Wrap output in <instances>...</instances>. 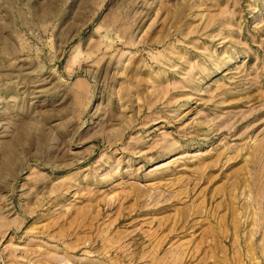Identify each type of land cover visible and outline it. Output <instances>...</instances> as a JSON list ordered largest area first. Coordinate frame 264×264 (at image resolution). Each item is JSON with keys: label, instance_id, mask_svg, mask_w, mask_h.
<instances>
[{"label": "rangeland", "instance_id": "obj_1", "mask_svg": "<svg viewBox=\"0 0 264 264\" xmlns=\"http://www.w3.org/2000/svg\"><path fill=\"white\" fill-rule=\"evenodd\" d=\"M0 264H264V0H0Z\"/></svg>", "mask_w": 264, "mask_h": 264}]
</instances>
